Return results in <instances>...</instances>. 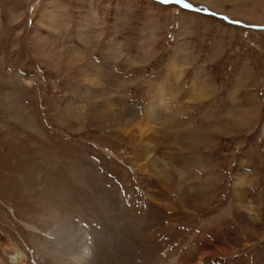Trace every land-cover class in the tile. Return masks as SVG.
Returning a JSON list of instances; mask_svg holds the SVG:
<instances>
[{
	"label": "rangeland",
	"instance_id": "obj_1",
	"mask_svg": "<svg viewBox=\"0 0 264 264\" xmlns=\"http://www.w3.org/2000/svg\"><path fill=\"white\" fill-rule=\"evenodd\" d=\"M186 2L0 0V264H264V0Z\"/></svg>",
	"mask_w": 264,
	"mask_h": 264
},
{
	"label": "bare ground",
	"instance_id": "obj_2",
	"mask_svg": "<svg viewBox=\"0 0 264 264\" xmlns=\"http://www.w3.org/2000/svg\"><path fill=\"white\" fill-rule=\"evenodd\" d=\"M54 21V20H53ZM42 22V21H41ZM47 22V21H46ZM43 23V22H42ZM45 23V22H44ZM48 27V26H47ZM53 31H54V28H53ZM54 33H55V31H54ZM53 34V33H52ZM38 36V35H37ZM60 38V37H59ZM79 39V38H78ZM54 42V41H53ZM54 44H55V42H54ZM69 44V43H68ZM61 47V46H60ZM62 48V47H61ZM73 49V48H72ZM73 51V50H72ZM73 53L74 54H76L77 52H74L73 51ZM51 54H52V52H51ZM53 54H55L54 52H53ZM77 56V55H76ZM65 61V60H64ZM69 64V63H68ZM96 67V66H95ZM172 69H175V67H172ZM86 78V77H85ZM94 80V79H93ZM6 95V97H9V96H11L12 94L11 93H9V94H5ZM5 98V97H4ZM10 98V97H9ZM8 98V99H9ZM7 99V101H8V103L10 102V103H12V106H13V108H15L14 110L12 109V111H14V113H15V115H16V117H18L19 119H16V120H20V123L21 124H23V125H26L27 123H28V120H26L27 118H25V117H20L21 115H23V113H22V111L20 110V106L17 104L18 102L16 101V100H14V96H13V98H11V99H9L8 100ZM113 102V101H112ZM159 104L161 105V102L159 101ZM164 104V103H163ZM11 106V107H12ZM10 107V106H9ZM81 108H83V107H81ZM81 108H78V109H81ZM74 109V111H76V109L77 108H73ZM98 109V108H97ZM10 110H11V108H10ZM9 110V111H10ZM83 110V109H82ZM8 111V112H9ZM83 112V111H82ZM25 113V112H24ZM72 113H74V112H72ZM20 116H19V115ZM86 114H88V115H91V116H93V115H95V117L93 116V118L94 119H97V121H100L101 120V118H102V114L100 113V111L99 110H92V112H91V109L89 108L88 110H86ZM18 115V116H17ZM24 116V115H23ZM98 116H100V117H98ZM113 119H114V123L116 124V123H119L120 121V116L119 115H114V117H113ZM19 122V121H18ZM135 131H136V129H129L128 131H127V134H128V136H129V138L131 139V140H133L134 138H135V135H137L138 137H139V143H143L144 142V146H143V151L144 152H147L148 154H147V156H148V159H151V155H150V153H149V149L151 148V143L150 142H148L147 140L145 141L144 140V136H143V133L142 132H139V133H135ZM142 146V145H141ZM145 154V153H144ZM146 157V156H145ZM156 159V158H155ZM147 161H150V160H147ZM152 164H154V160L153 159H151V161H150ZM152 166V165H151ZM161 170V169H160ZM158 194V193H157ZM153 204V203H152ZM53 214V213H52ZM58 219V218H57ZM201 238V237H200ZM203 238V237H202ZM200 240V239H199ZM205 242H207L206 240H205ZM215 246V245H214ZM207 248L209 247V245H207L206 246ZM212 248H214V247H211V249ZM8 249V248H7ZM211 249H209L210 251H211ZM216 249V248H215ZM219 250V249H218ZM217 250V251H218ZM208 251V250H207ZM207 251L205 252L206 254H207ZM216 251V250H215ZM216 251V252H217ZM226 251V250H225ZM216 252H214V253H216ZM220 252V251H219ZM213 253V252H212ZM85 254V253H84ZM84 254H82V255H84ZM187 254V253H186ZM185 254V255H186ZM217 254V253H216ZM85 256V255H84ZM79 257V258H78ZM75 258V260H76V262L78 261L79 263L80 262H83V260L82 259H84V258H82L81 260H80V254L78 253L77 254V256L76 257H74ZM187 259V257L186 256H184L183 257V259ZM15 262V264H25V262H26V260H25V258L23 257V256H21L20 258H15V260H14ZM184 262V261H183ZM182 261H181V263L180 264H185V263H183Z\"/></svg>",
	"mask_w": 264,
	"mask_h": 264
},
{
	"label": "snow or ice",
	"instance_id": "obj_3",
	"mask_svg": "<svg viewBox=\"0 0 264 264\" xmlns=\"http://www.w3.org/2000/svg\"><path fill=\"white\" fill-rule=\"evenodd\" d=\"M156 2L159 3L160 5L175 4L184 10L195 11L197 13L203 12L205 15H215V13H211L209 11H202L199 8H194L191 4L187 3L186 0H156ZM220 18L224 19L226 22L228 21L227 17H220ZM233 23L239 26L238 21H233ZM260 30H264V29H260Z\"/></svg>",
	"mask_w": 264,
	"mask_h": 264
}]
</instances>
